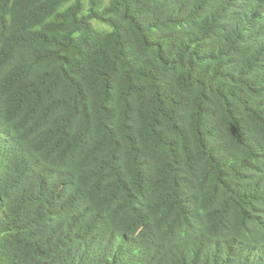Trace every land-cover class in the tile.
I'll return each instance as SVG.
<instances>
[{
  "label": "trees",
  "instance_id": "1",
  "mask_svg": "<svg viewBox=\"0 0 264 264\" xmlns=\"http://www.w3.org/2000/svg\"><path fill=\"white\" fill-rule=\"evenodd\" d=\"M0 264H264V0H0Z\"/></svg>",
  "mask_w": 264,
  "mask_h": 264
}]
</instances>
